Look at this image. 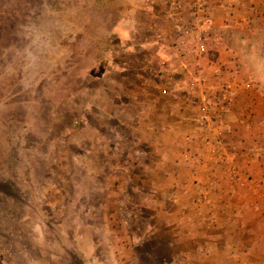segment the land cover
<instances>
[{"label": "rangeland", "instance_id": "374dc122", "mask_svg": "<svg viewBox=\"0 0 264 264\" xmlns=\"http://www.w3.org/2000/svg\"><path fill=\"white\" fill-rule=\"evenodd\" d=\"M120 8L109 0H0V264H244L247 233L236 232L240 245L231 247L224 207L231 203L214 199L217 191L199 197L194 178L188 191L170 170L172 161L186 163L185 134L132 131L147 107L134 99L136 83L104 84L108 102L101 101V47ZM33 28L50 46L36 49L38 65L25 72L16 49L30 42L26 30ZM251 34L249 47L259 55L235 71L250 81L261 116L223 120L231 123L226 139L241 164L264 159V36ZM214 92L207 83L180 82L170 94L184 104L172 108L198 118L201 96ZM165 139L173 148L163 147ZM183 191L193 192L190 207L203 210V231L186 230ZM217 209L224 224L214 230L209 212Z\"/></svg>", "mask_w": 264, "mask_h": 264}, {"label": "crops", "instance_id": "0c3cea01", "mask_svg": "<svg viewBox=\"0 0 264 264\" xmlns=\"http://www.w3.org/2000/svg\"><path fill=\"white\" fill-rule=\"evenodd\" d=\"M109 1H114L121 8L118 10V19L113 31L105 37V44L101 47V101L108 102V98L103 100L104 84L108 86L111 82H117L119 86H122L126 82L136 83L139 91L134 99L147 107L141 110L144 117H141V123L132 131L147 134L149 138L160 132L164 136L177 132L181 135L195 132L198 123L197 118L194 119L191 115L193 112H187L183 107L182 110L172 108V105L180 108V105L184 104L183 100L173 101V95L170 94L171 88L175 90L180 86V82H203L207 83L212 90L214 89L217 94L215 97L210 96L209 99L218 104L223 120L229 122L231 119L243 120V117L250 119L253 116L260 119L259 101L253 96L247 83L250 81L241 78L240 72L236 73L235 66L238 62L245 63L250 60V57L254 59L259 55L258 48H250V42L247 40L255 39L256 34L251 32H256L257 37L264 36V25H262L264 24V0H204L207 7L206 17L211 24V36L208 40L207 55L198 62L201 70L200 78L194 74L195 65L186 59L181 60L172 49L174 41L181 36V27L187 26L191 20V8L199 0ZM109 35L114 36L112 38ZM113 72L117 77H112ZM105 110L109 115L108 109ZM117 114L120 115V112L117 111ZM159 116H163V122H160V125L156 123ZM180 119L183 120L175 123V120ZM226 121L225 137L229 140L231 139V123L228 124ZM118 122L119 126L125 125V122ZM159 128L161 131H157ZM252 132L250 131V135L254 137ZM165 140L163 147L173 148L172 142ZM151 141L155 143V138ZM181 147L182 152L187 149L191 153L193 151L191 144L186 141ZM174 163L171 162L170 170L172 171L174 167L172 173H178L183 177L179 186L185 184L184 188L188 191L191 190L193 178L201 179L202 182L206 179L204 170L189 167L181 160L177 166ZM244 163L242 165L248 173H251L253 181L262 182L259 190H253L257 194L251 196L253 192L246 187L236 185L231 188L230 182L222 181L216 189L218 193H215L213 197L231 203V206L224 205L225 215H231V232H233L231 247L240 245L235 234L247 233V238L243 240L247 251V256L243 260L244 264H264V159L249 160V164H246L244 160ZM148 181L152 183L153 190L148 193L152 197L157 194L155 193L157 192L155 191L156 181L150 176ZM168 182H171L170 178ZM168 189L167 187L164 196L170 194ZM188 191H183L184 195L180 196V205L183 206L179 210L187 216L186 230L193 225L195 227L193 231H203L200 217L204 214L203 210H196L188 205L186 200L193 195V192L188 194ZM243 195H247L248 201L241 204L240 198ZM237 204L241 206L236 207ZM209 213L214 219L211 229H221L222 223L224 224V218L222 219L224 215L218 209ZM188 216H195V222L189 223ZM241 216L246 218L241 221L239 220ZM208 222L211 226V217ZM216 223L221 224L217 226ZM214 224L218 228H214ZM231 253L233 257L232 255L235 254Z\"/></svg>", "mask_w": 264, "mask_h": 264}, {"label": "built area", "instance_id": "2783aa9c", "mask_svg": "<svg viewBox=\"0 0 264 264\" xmlns=\"http://www.w3.org/2000/svg\"><path fill=\"white\" fill-rule=\"evenodd\" d=\"M207 7L204 0H199L190 10L191 20L187 26L181 27L180 34L172 49L181 60L191 61L195 65V75L201 76L198 62L207 55L208 40L211 36V24L207 17ZM222 112L217 103H213L208 96L202 95L198 107L197 127L194 133L185 134V141L192 146L185 152L187 166L204 170L206 179L194 180L198 196L207 198L225 181L232 186L246 187L249 191L259 190L261 183H255L248 175L244 166L233 158L231 144L226 139L227 125L223 122ZM249 164V160L246 161ZM195 175V173H193ZM230 191V187H228ZM253 192L252 195H256Z\"/></svg>", "mask_w": 264, "mask_h": 264}, {"label": "clouds", "instance_id": "9594fccd", "mask_svg": "<svg viewBox=\"0 0 264 264\" xmlns=\"http://www.w3.org/2000/svg\"><path fill=\"white\" fill-rule=\"evenodd\" d=\"M26 31L29 34L25 36V39L30 42L23 49H16V55L22 58V67L25 72L34 70L38 65L40 57L37 55L36 49L48 48L50 46V41L43 39V33L34 28Z\"/></svg>", "mask_w": 264, "mask_h": 264}]
</instances>
